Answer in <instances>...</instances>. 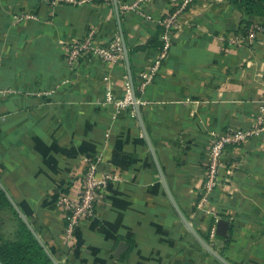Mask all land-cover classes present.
I'll return each mask as SVG.
<instances>
[{
	"label": "crops",
	"instance_id": "0c3cea01",
	"mask_svg": "<svg viewBox=\"0 0 264 264\" xmlns=\"http://www.w3.org/2000/svg\"><path fill=\"white\" fill-rule=\"evenodd\" d=\"M136 1L139 10L121 12ZM185 1L0 0V178L61 264H226L174 202L229 264H264V134L228 149L226 184L201 201L213 135L250 127L264 103V34L238 46L220 37L264 25V14L231 0ZM178 10L167 56L141 90L140 74L161 53L147 45ZM90 31L102 44L119 34L124 60L68 65L69 45ZM106 75L116 96L132 79L138 109L112 115ZM98 158L124 181L69 242L57 201L78 196L88 160Z\"/></svg>",
	"mask_w": 264,
	"mask_h": 264
},
{
	"label": "built area",
	"instance_id": "2783aa9c",
	"mask_svg": "<svg viewBox=\"0 0 264 264\" xmlns=\"http://www.w3.org/2000/svg\"><path fill=\"white\" fill-rule=\"evenodd\" d=\"M112 0H49L52 6L63 4L82 6L97 2H111ZM190 0H186L187 4ZM140 2L136 1L125 4L121 8V12L126 14L131 10H139ZM180 10L164 17L161 20V25L164 27L161 33L163 48L161 49L159 59L151 67L150 71H145L140 74V89L144 90L147 84L154 78L158 68L172 45V39L175 31L180 25ZM25 17H34L33 15L16 16V21ZM264 34V25L254 23L252 25H243L238 33L220 37L221 40H227L230 45H242L244 41L249 44L257 42L258 37ZM124 44L122 37L117 34L115 38L107 44L99 43L96 40L95 33L90 31L79 41H74L69 45L67 52L68 65L90 62L93 58L95 63L102 65H115L124 60ZM124 93L121 96H116L111 88V80L109 75L104 76L106 85V95L104 102L112 104L114 111L112 115L116 116L118 112L130 109L139 104V99L134 100L135 87L132 80L125 75ZM2 94V91H0ZM264 134V103L259 106L255 120L248 128H235L225 132L215 133L212 140L209 142L206 151V170L205 182L202 187L201 201L209 203L215 190L226 184L227 168L223 162L224 156L230 147H241L254 137H260ZM124 181L119 170H102L100 169V160L89 159L79 194L76 198H71L68 195H62L57 201V205L65 210L66 223L64 228L65 240L74 241V234L79 225L91 220L97 211L99 199L107 189L114 183ZM216 229L211 230V237L215 236ZM212 244V243H211Z\"/></svg>",
	"mask_w": 264,
	"mask_h": 264
},
{
	"label": "trees",
	"instance_id": "16d2710c",
	"mask_svg": "<svg viewBox=\"0 0 264 264\" xmlns=\"http://www.w3.org/2000/svg\"><path fill=\"white\" fill-rule=\"evenodd\" d=\"M248 14H264V0H231ZM163 32V31H162ZM163 48L158 36L147 47ZM1 179V178H0ZM12 224H11V222ZM10 222V224H9ZM12 226V231L8 226ZM57 258V256L55 255ZM0 259L3 264H54L0 186Z\"/></svg>",
	"mask_w": 264,
	"mask_h": 264
},
{
	"label": "water",
	"instance_id": "95a60500",
	"mask_svg": "<svg viewBox=\"0 0 264 264\" xmlns=\"http://www.w3.org/2000/svg\"><path fill=\"white\" fill-rule=\"evenodd\" d=\"M124 52H125V56H127V49L126 46L124 45ZM128 58V57H127ZM132 80V79H131ZM134 100L137 101V96L136 93L134 91ZM135 107L138 109L139 105L138 103L135 104ZM0 186L1 188L4 190V192L6 193V195L8 196L10 202L12 203V205L14 206L15 210L17 211V213L19 214L20 218L25 222V224L28 226V228L32 231V233L35 235V237L37 238V240L40 242V244L42 245V247L45 249L46 253L49 255V257L52 259L54 264H61L59 262V260L55 257V255L51 252V250L49 249V247L46 245V243L44 242L43 238L39 235V233L37 232V230L34 228V226L31 224V222L29 221V219L27 218V216L25 215V213L21 210V208L19 207L18 203L15 201V199L12 197V195L9 193V191L7 190V188L5 187V185L3 184V182L0 179ZM174 202V201H173ZM179 214L181 215V218L183 219L184 223L187 225L188 229L195 235V237L200 241V243L214 256L218 257L220 260H222L223 262H225L226 264H229L216 250L215 248L210 245V243H208L205 239H203V237H201L199 235V233L196 231V229L192 226L191 222L188 220V218L184 215V213L179 209V207L177 206V204L174 202ZM0 264H3V262L0 259Z\"/></svg>",
	"mask_w": 264,
	"mask_h": 264
},
{
	"label": "rangeland",
	"instance_id": "374dc122",
	"mask_svg": "<svg viewBox=\"0 0 264 264\" xmlns=\"http://www.w3.org/2000/svg\"><path fill=\"white\" fill-rule=\"evenodd\" d=\"M10 222H11V221H10ZM10 222H9V224H10ZM11 224H12V222H11ZM8 230H9V231H12V230H13L11 225L8 226Z\"/></svg>",
	"mask_w": 264,
	"mask_h": 264
}]
</instances>
